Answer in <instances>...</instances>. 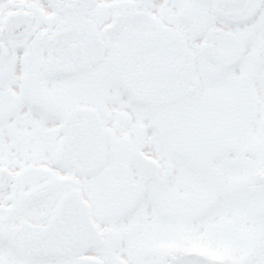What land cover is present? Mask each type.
I'll list each match as a JSON object with an SVG mask.
<instances>
[{"label":"snow or ice","instance_id":"6c2138e0","mask_svg":"<svg viewBox=\"0 0 264 264\" xmlns=\"http://www.w3.org/2000/svg\"><path fill=\"white\" fill-rule=\"evenodd\" d=\"M0 264H264V0H0Z\"/></svg>","mask_w":264,"mask_h":264}]
</instances>
